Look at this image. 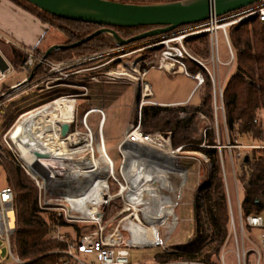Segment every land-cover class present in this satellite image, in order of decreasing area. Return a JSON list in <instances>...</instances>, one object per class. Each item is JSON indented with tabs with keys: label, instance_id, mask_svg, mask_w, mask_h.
Here are the masks:
<instances>
[{
	"label": "built area",
	"instance_id": "built-area-1",
	"mask_svg": "<svg viewBox=\"0 0 264 264\" xmlns=\"http://www.w3.org/2000/svg\"><path fill=\"white\" fill-rule=\"evenodd\" d=\"M111 1L134 3L136 0ZM254 17H257L260 21L264 22V0L259 1L258 4L253 7L230 13L224 17L219 18L215 15H210L209 19L204 23L188 26V29L185 30L178 29L176 30V33H174V31L165 36H161L157 38L158 40L155 43H150L146 47L162 48L159 56H156L158 58V63L153 61L150 63L149 68L144 71L141 70L142 64L140 62L138 63V69L141 73L138 75L139 78L137 79V88L141 90V87L144 86V90L142 89L140 96V99L142 98L143 100L141 102V106L144 104L145 100L148 101V103L158 105L157 103L148 100L152 99L153 94L150 85L145 81V78L147 77L150 70L155 67L168 72L169 74H177L178 71L183 68L185 75L195 79L197 86L196 89L198 90L205 84V74L210 81L213 91V108L215 113L214 127L205 114L199 113L198 117L203 123L206 124V127L201 131V134L204 135L205 139L207 138L208 132L210 130L215 132L217 143L213 147L218 150L222 165L230 212V231L231 233L235 234V237H237V233L239 231L242 237L241 244H239L237 241V264H264V213L244 215L242 209V196L240 195V189H243V185L239 184V180L237 178V162H240L241 168L242 165L246 163V158L249 160L250 155L253 152H257L259 154L257 158L253 159L255 162L262 160L264 155L260 154L264 153V141L260 144H255L232 137L228 127L226 105L224 101V88L228 77L222 79L221 66H226L229 68V71H231L236 64V56L229 38V28L239 25L240 23ZM220 31L223 32L229 50L230 60L226 63H223L220 57L218 41V32ZM202 34H208L210 39V58L208 59V62H204L203 60L193 57L186 47V40L188 38ZM0 42L11 49L15 48L20 50L26 55L24 70L27 74V77L23 79L21 83L12 85L9 90L5 89L2 91L3 84L10 76L13 75L15 68L11 61H9L0 50V54L4 57L8 64V69L5 72L0 69V122L5 115V108L7 104L30 88L38 87L40 84H45L46 90H52L60 86L76 88L77 86L75 85L60 82L69 77L82 74L86 71L93 72L96 69L104 66L101 65L98 67L82 69V67H84L88 61H93L97 57L104 56V53L62 62H53L50 59H44L43 55L38 53L35 49L24 46L10 35L4 33L1 29ZM188 58L199 64L205 72L190 74L186 70L185 66V61ZM167 64H170L173 69H167L165 67ZM209 65H211V68H209ZM36 67L39 68L37 69L33 80L29 81L28 79ZM39 69L43 70L41 74H38ZM227 76H229V74ZM98 77L99 76L93 75L88 79V81L84 80L83 82L96 85L100 83V78ZM110 77H112V75H109V78ZM77 88L83 90V93L80 96H88V86L80 85ZM76 97L77 96L75 95L57 97L54 100L43 104L37 109L20 115L15 121V125L23 118L30 116L33 113H37L45 107H51L59 100L72 101L76 107ZM89 111L90 110L84 114L81 120L76 119V115L74 116L72 122L69 123L71 125L70 132L66 138L62 139L66 141L68 146L73 148V152L69 153V158H67L70 160L71 164L69 166H72L73 170L83 164L79 162L76 157L85 153L88 154L90 159L84 163L92 162V166L97 163L99 165L98 168L88 169V167H86L83 172H79L77 175L76 173H69V169L63 168L65 171L61 175H63L62 177L65 178L66 181H64V183L59 181L52 182L49 178H46L43 175L42 171H39L36 168L32 169V167H29L21 160L18 151L10 142L9 134L15 125L12 127L9 133H5L1 138L4 145L10 151V155L0 148V159L12 162L14 165L20 167L35 183L39 191L38 205L41 210L56 212L58 219L63 220L68 224L93 223L96 225L95 230L82 235L78 242H67V249L57 250L49 253V255L60 256L59 260L53 264H131L129 249L135 248L132 246L134 236L141 235L142 233L145 234V231H143V229H141L137 224H140L143 226V228H145L146 224L144 223H147L149 218H152L153 216L159 214L161 210H163L166 203L165 198L171 193L172 185L168 184V191H166L165 184L162 186V189H159L156 185H150L148 187L144 185L142 186L140 179L149 177V175L151 176L153 173L145 175L146 172H142L141 170L139 171L134 162L148 157L149 153H127L122 152L121 148L122 146L130 145L139 148L145 146L148 148L160 149V151L166 152V154H169V156L172 157L175 153L180 152L182 147L176 150L173 148L171 134L169 133H144L141 129L142 118L140 116L137 122H133L128 125L127 129L124 131L120 143L118 144L119 154L123 158L122 167L117 172L114 160L112 159V167L111 170H109L108 163H103L100 158L98 160L95 159L96 156L93 149L95 134L88 124ZM99 113L101 115L100 121L103 118L104 122V114L102 110ZM206 121L209 122V125H207ZM60 125L61 123L59 124V132L61 134L62 129ZM100 137L102 139V135H100ZM202 147L211 148L206 144H203ZM224 155H226V161L230 164L231 169L233 170V185L235 189L234 198L230 190L231 188L229 185L227 172L225 170L226 165ZM199 156H201V158H194V160H196L199 164L196 190H198L203 185L201 182L202 172L204 169L203 165L210 166V161L205 155L200 154ZM174 160L176 161V159ZM103 164H106V166ZM125 164L128 165V168L123 173L122 170ZM180 169L184 170L185 172V179L183 181L182 188L183 190L186 187V175L188 174L189 170L182 167H180ZM79 176H82L85 183L88 185L93 184L97 180V183L102 185V190H100V192L93 191V195L88 197L89 199H82L81 196L83 191H81L79 188ZM174 178V176L168 177V179L171 180V184H173V181L177 179ZM49 183L52 185L48 186ZM110 183L114 185L116 189L115 192H111ZM100 194L102 195L101 198H99ZM116 200H120L121 208L116 210L108 219V221L110 223H113L117 220L122 222L128 221V223L123 227L127 232V239H125L123 234H120L119 229L108 232V226L104 225V221L107 216V208ZM93 204H95L97 207L95 212H92V209L90 210V207ZM179 204L180 198L178 205ZM178 205L174 208V211ZM247 228H251L253 231L258 232V235H256L254 238V241L246 238ZM16 230L17 214L15 207V193L13 189L7 185L5 188H0V264L29 263V261L20 259V257L14 251L12 238ZM52 238L64 240L63 235L60 233V228L54 232ZM246 240H248L250 246L252 247H246ZM159 244H162V240ZM221 264H227L224 255L221 257Z\"/></svg>",
	"mask_w": 264,
	"mask_h": 264
},
{
	"label": "trees",
	"instance_id": "trees-1",
	"mask_svg": "<svg viewBox=\"0 0 264 264\" xmlns=\"http://www.w3.org/2000/svg\"><path fill=\"white\" fill-rule=\"evenodd\" d=\"M9 1L47 26V31L57 29L65 36L67 45L82 41L103 27L55 17L25 0ZM178 1L184 0H136L134 3L157 5ZM153 28L145 26L114 29L123 38L130 39ZM228 32L237 60L236 73L227 80L224 88L229 131L233 138L260 144L264 141V22L254 17L229 28ZM191 42L197 57L204 60L210 58L208 34L199 35ZM114 47L115 41L109 35L102 34L81 46L56 51L49 59L62 62L75 56L94 54ZM13 53L16 62H26V55L20 50L13 49ZM185 66L190 74L205 72L199 64L189 58L186 59ZM40 71L41 69L38 73ZM53 90L55 89L48 91L45 98L47 102L75 92L68 87ZM199 97V103L194 105H150L142 110L141 129L144 133H169L175 150L182 147L183 151L201 153L210 161L208 182L198 189L194 200L193 236L184 244L157 252L153 257L157 264H221V254L229 239L230 212L219 152L213 147L217 143L215 132L210 130L206 140L195 138L190 133L199 113L211 118L214 116L213 93L208 78ZM12 103L6 107L2 119L6 130L20 115L40 106L38 102L26 105ZM182 113L185 114L184 117H181ZM1 141L0 148L10 155V151ZM203 144L211 148L201 147ZM258 156L257 152H253L241 167L244 215L264 213V156L262 160L255 162L253 159ZM0 167L5 168L7 183L15 193L17 230L12 238L13 248L20 259L29 261L27 264H53L60 256L49 253L67 249V242L76 243L82 235L96 229V225L68 224L58 219L56 212L41 210L38 205V188L28 175L20 167L4 159H0ZM113 204L116 210L121 208L120 200L114 201ZM58 228H71L75 237L66 233L63 235L64 240L52 238ZM247 231L253 230L247 228Z\"/></svg>",
	"mask_w": 264,
	"mask_h": 264
},
{
	"label": "rangeland",
	"instance_id": "rangeland-1",
	"mask_svg": "<svg viewBox=\"0 0 264 264\" xmlns=\"http://www.w3.org/2000/svg\"><path fill=\"white\" fill-rule=\"evenodd\" d=\"M34 20L36 19H31V20L14 19L10 23L11 27L13 26L12 30L11 29L6 30V32L4 31V33L11 35L16 41H18L19 43L23 44L28 48L35 46V48H37L36 51L41 55H44V53L50 47H52L53 44L58 45V44L66 43L65 36L62 35L59 31H57V29H49L47 31V26H44L40 22L35 25L33 23ZM38 25L40 26V28ZM43 27L46 28V31L43 29ZM185 29H188V27L180 28L179 30H185ZM176 32L177 31H175L174 33ZM196 37L198 36L188 38L186 40L187 42L186 47L189 50V52L193 55V57H195L196 59H200L199 57H197V54L193 49V43L191 42ZM37 38L40 39L39 42L38 41L36 42ZM157 40H158L157 38L147 39L122 48H118L116 46L114 48L102 52H98L94 54H86L80 57L75 56L71 59H66V60H74L81 57H87L96 54L98 55L101 53L105 54L104 56L97 57L93 61H88L84 65V67H82V69L104 65L103 67H100L93 72L90 71L83 72L82 74L69 77L60 82V83L63 82L65 84L70 83L71 85H75L77 87L80 85L88 86L89 88L88 96L86 97L80 96L83 93V90L77 87L70 88V89H74L75 91V92H71L72 94L61 95V96H69V95L77 96L76 97L77 106L75 107L76 119L81 120L84 114L88 110L94 109L100 112L102 110L104 114V122H103V118L100 121L101 115L98 112H94L88 118V124L92 128L95 134V141L93 142L94 145L93 149L96 156L95 158L96 160H98L101 157L99 152L97 151V147L101 143L104 144L107 150V154L114 160L115 168L117 172L120 170L123 164V158L120 156L118 151V144L120 143L123 137L125 128L129 124L133 122H137L140 116L142 118V110L144 107L155 105L148 103V101L145 100L144 104L141 106V102L143 100L142 98L140 99V96L142 89L144 90V86H142L141 90H139L137 88L138 85L137 79L139 78L138 76L139 73H141L140 70L138 69L139 62L142 64L141 70L143 71L148 69L150 63H152L153 61H155V63H158V58L156 56H159V54L162 51V48L160 47L146 48L147 45H149L150 43L151 44L155 43ZM218 41H219L220 57L223 63H226L230 60V56H229V50L226 39L223 35V32L221 31L218 32ZM13 49L15 48L11 49L10 47L5 46L2 42H0V50L2 51L4 56L9 61H11L12 65L15 68L13 75L10 76L3 84V87L8 85V88L4 87L2 91L5 89L9 90L13 84L21 83L22 80L27 77L26 71L24 70L25 62H22L20 60L16 62ZM200 60H203L204 62H208V59L207 60L200 59ZM51 61L57 62L56 60H51ZM236 65H237V60L234 68L231 71H229L228 67L221 66L222 79H225L226 77H228L227 79H229L230 77H232L236 73ZM209 68H211V65H209ZM41 71L43 70L41 69ZM41 71L38 74H41ZM134 71H138V72H134ZM228 74L229 76H227ZM93 75L99 76L98 78H100V83L98 84L95 83L96 85H94L87 82L86 83L83 82L84 80L88 81V79ZM109 75H112V77L109 78ZM205 79H207L206 74H205ZM145 81L151 86V89L155 95L154 100L163 101V102L185 100L188 98L192 90L196 87V81L192 77H189L184 74L182 75H174L172 73L169 74L164 72L163 70L158 69L157 67L150 70L147 77L145 78ZM64 87L66 86H60L54 89L60 90V89H64ZM48 91L49 90H46L45 88V84H40L38 87H32L23 94H21L20 96H18L17 98H15L14 100L10 101L7 104V106L11 102H13L12 104L15 105H22V104L26 105L32 102H38V104L42 106L41 104L47 102L45 98L46 95L49 93ZM200 92H203V87L200 88L199 90L195 89L189 98V102L184 105L188 106L199 103ZM148 100L152 101V99H148ZM38 104H36V106H38ZM164 107H176V106H164ZM37 108L38 107H36L35 109ZM184 116L185 114L182 113L181 117ZM206 116L208 117L210 123L214 127L215 113L212 118L208 115ZM263 121H264V117H263ZM101 122L103 124L102 126H101ZM206 123L207 125H209V122L206 121ZM14 125L15 122L12 124V126L9 129L6 130L4 126V121L2 120L0 122V141L2 136L5 133H9ZM205 127L206 124L203 123L200 120V118L197 116V120L191 127L190 133L195 138L205 139L204 135L201 134V131ZM100 132L102 135V139L99 136ZM142 149L143 150L147 149L148 151L154 152L155 155L160 153L159 156H163L164 154L162 151H160V149L148 148L145 146L142 147ZM200 154L201 153L196 154L190 151H183L182 149L180 152L175 153L174 156H172L174 159H176L177 162L176 161L175 162L178 164V166L189 170L188 174L186 175V187L181 191L180 204L175 210L176 214L173 220L167 221L162 225H157V230H158L157 234L158 237L162 240V244L149 246L145 248H130L129 251H130L131 264H157L153 259L154 255L157 252H160L162 250H170L172 247L176 245L184 244L188 242L193 236L194 221H195L194 200L198 191L196 190V181L199 171V164L196 160H194V158H201V156H199ZM76 158L79 160V162L82 163L90 159V157L86 153L81 154ZM224 158L226 165L225 170L227 172L228 181L231 188L230 190L234 198L235 189L233 185V181H234L233 170L231 169L230 164L227 163L226 161V155H224ZM103 165L106 166V164ZM203 168L204 169L202 172L201 182L205 184L208 182L209 179L210 166L203 165ZM237 169H238L237 178L239 180V184L243 185L240 162H237ZM150 170L151 171L149 172L145 171L146 172L145 175L152 173L154 174L159 171V169L156 168L155 166H152V169ZM64 171L65 170L62 169L59 174H63ZM78 178H79L78 180L85 182L82 176H79ZM170 182H171L170 179H167L165 181L166 191L169 190L168 184ZM7 185L8 183H7L6 170L4 167H0V188H5ZM50 185L52 184L49 183L48 186ZM110 190L111 192H115L116 190L112 183H110ZM92 192L93 190L81 198L87 199L88 197L93 195ZM38 195H39V191H38ZM240 195L243 196L242 189H240ZM115 210H116L115 205L113 203L107 208L106 211L107 216L104 221V225L108 226V230H107L108 232L113 231L115 229H119L120 234H123L125 239H127L128 235L123 227L128 223V221L122 222L117 220L114 221L113 223H110L108 221V219L113 215ZM86 224L95 225L93 223H86ZM144 224L148 225V223H144ZM60 233L62 235L69 233L70 237L71 235L75 237L74 232L72 231L71 228L60 229ZM246 235H247L246 238H248L251 241H254V238L256 237V235H258V232L247 231ZM237 241L239 244L242 243V237L240 232L238 231L237 237H235V234L231 233L229 226V239L221 254V257L223 255L225 256L227 264H237V257H236ZM245 245L247 248L252 247L250 246L248 240H246Z\"/></svg>",
	"mask_w": 264,
	"mask_h": 264
},
{
	"label": "bare ground",
	"instance_id": "bare-ground-1",
	"mask_svg": "<svg viewBox=\"0 0 264 264\" xmlns=\"http://www.w3.org/2000/svg\"><path fill=\"white\" fill-rule=\"evenodd\" d=\"M165 67L169 70L173 69L170 64H167ZM178 72L184 73V69L181 68ZM94 112L99 113L100 111L91 109L88 115ZM74 116V102L59 100L51 107H45L39 112L33 113L30 116L23 118L10 132V142L18 151L21 160L29 167H32V169L36 168L37 170L42 171L43 175L46 178H49L52 182L59 181L64 183V181H66L65 178L62 177L63 175L59 174V169L62 170L63 168H67L69 169V173H76L77 175V173L83 172L86 167H88V169H93L98 168L99 166L97 163L92 166V162L83 163L74 170L72 166H69L71 162L67 158H69V153L73 152V149H71V146H68L66 141L60 137L59 124L71 123ZM100 135L101 132L99 133V136ZM97 151L101 156V161L103 163H108V168L111 170V164L113 160L107 154L104 144H99ZM121 151L127 153L135 152V154H137L136 152L140 154L141 152L149 153L148 157L134 162L139 171L141 170L142 172H149L151 171L150 169H152V166H155L159 169V171L154 173V175L152 174L151 176L149 175V177L141 178L140 181L142 186L144 185L148 187L150 185H156L159 189H162V186L165 184V181L168 179V177L174 176V179L177 178L175 181H173V184L169 183L172 185V189L171 193L165 198L166 203L163 210H161L159 214L149 218L147 221L148 225L145 226L142 223L145 228H143L142 225L137 224L141 229H143V231H145V234L142 233L141 235H135L132 241V246L135 248H145L157 245L161 241L157 235V225H162L168 220L171 221L174 219V208L176 205H178L180 193L183 188V181L185 179V173L180 169L175 160L170 157L169 154H166V152H163L165 153L163 156H159L160 153L155 155L154 152L148 151L147 149L143 150L142 148L134 147L132 145L122 146ZM36 152L50 154L52 155V158H38L35 154ZM127 168L128 165L125 164L122 170L123 173L125 170H127ZM79 188L81 191H83L81 196L83 197L92 190L100 192V190H102V185L98 184L97 180L93 184L89 185L79 180ZM101 196L102 195L100 194L99 198H101ZM91 209L92 212H95L97 209L96 205H91L90 210Z\"/></svg>",
	"mask_w": 264,
	"mask_h": 264
},
{
	"label": "water",
	"instance_id": "water-1",
	"mask_svg": "<svg viewBox=\"0 0 264 264\" xmlns=\"http://www.w3.org/2000/svg\"><path fill=\"white\" fill-rule=\"evenodd\" d=\"M42 11L58 18L103 26L94 34L77 43L58 44L50 47L43 55L49 59L52 53L81 46L94 37L109 35L118 48L147 39L159 38L182 27L206 22L210 15L224 17L230 13L248 8L261 0H184L166 4L141 5L121 3L111 0H25ZM154 27L142 34L123 38L114 28ZM39 67L31 73L32 81ZM0 69L5 72L8 64L0 54ZM61 138H66L70 132L69 123H61ZM38 158L51 159L52 155L36 152ZM248 161V158H246Z\"/></svg>",
	"mask_w": 264,
	"mask_h": 264
},
{
	"label": "crops",
	"instance_id": "crops-1",
	"mask_svg": "<svg viewBox=\"0 0 264 264\" xmlns=\"http://www.w3.org/2000/svg\"><path fill=\"white\" fill-rule=\"evenodd\" d=\"M14 19H27V20H31V19H36L34 16H32L31 14L25 12L24 10H22L21 8L17 7L16 5H14L12 2H10L9 0H0V29L4 32H6V30H12V27L10 25L11 21H13ZM33 23L36 25L39 23V20H34ZM39 26V25H38ZM40 28V26H39ZM43 29L46 31V28L43 27ZM42 29V30H43ZM8 33V32H7ZM9 35V34H8ZM11 36V35H10ZM12 37V36H11ZM40 39L37 38L36 42H39ZM54 45V44H53ZM30 48H35V46L30 47ZM165 72V71H164ZM168 73V72H166ZM185 73L183 72H178L177 74L174 75H182ZM194 79V78H193ZM195 80V79H194ZM15 85V84H13ZM6 88H8L7 86H4ZM3 87V88H4ZM197 87V86H196ZM196 87L192 90V92L196 89ZM151 88V86H150ZM152 91V89H151ZM192 92L190 93V95L188 96L187 99L185 100H180V101H172V102H163V101H155L154 100V93L152 91L153 97H152V101L157 103L158 105H162V106H179V105H184L186 103L189 102V98L192 94ZM150 95V94H149ZM93 114V113H92ZM91 115V114H90ZM89 115V116H90ZM129 124V123H128ZM128 127V125H127ZM127 127L125 128V130L127 129Z\"/></svg>",
	"mask_w": 264,
	"mask_h": 264
}]
</instances>
